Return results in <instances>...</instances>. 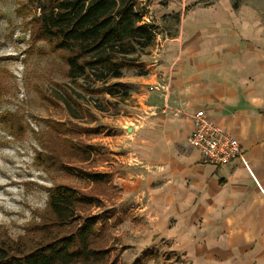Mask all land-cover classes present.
<instances>
[{
  "label": "crops",
  "instance_id": "crops-1",
  "mask_svg": "<svg viewBox=\"0 0 264 264\" xmlns=\"http://www.w3.org/2000/svg\"><path fill=\"white\" fill-rule=\"evenodd\" d=\"M149 2L155 38L127 81L136 92L115 156L127 173L118 203L136 209L117 212L119 223L137 211L151 248L169 240L191 264H264V0ZM201 109L238 140L247 167L205 163L189 145ZM127 250L139 253L131 264L143 251Z\"/></svg>",
  "mask_w": 264,
  "mask_h": 264
},
{
  "label": "rangeland",
  "instance_id": "rangeland-1",
  "mask_svg": "<svg viewBox=\"0 0 264 264\" xmlns=\"http://www.w3.org/2000/svg\"><path fill=\"white\" fill-rule=\"evenodd\" d=\"M44 1L0 0V234L12 239L24 235L32 222H38L46 207L48 191L54 184H69L82 190L92 186L74 170L67 173L55 167L46 169L36 159L37 154L44 153L48 146L58 148L55 153L61 152L57 140L65 136L63 129L66 127L79 132V136L73 137L74 142L95 144L97 149L88 163H77L70 158L68 164L66 156L62 157L63 162L69 167L108 172L112 183L117 185L100 194L103 207L92 206L85 213L98 217L101 211L112 206L117 212L130 206L136 209L135 205L118 203L123 195L119 179H126L127 173L124 169L116 170L120 167L115 156L123 149L118 148L124 146L125 149L127 144L117 137L123 134L121 117H129L130 103L136 92L127 81L143 73L141 63L148 59L152 46L136 64L123 70L122 78L109 81V84L123 83L126 96L90 93L86 90L90 88V81L69 80L67 65L59 54L47 43L36 41L30 32L29 23L34 15H38V6ZM143 2L136 0V4H143L138 6L142 13L150 3L149 0ZM71 100L79 105L81 114L73 108L75 105ZM73 113L82 118L77 119ZM129 121V118L123 120L122 124ZM57 123H63V126ZM83 128L90 132H83ZM49 134L53 138H49ZM136 213L134 218L128 214L117 225L111 221L105 232L104 241L112 249L111 259L115 264H131L138 256V252L127 250L132 242L142 246V254L151 253L146 264H191L186 253L169 250V240H159L151 248L145 235L148 221ZM132 226H140L141 231ZM132 230L141 235L134 238Z\"/></svg>",
  "mask_w": 264,
  "mask_h": 264
},
{
  "label": "trees",
  "instance_id": "trees-1",
  "mask_svg": "<svg viewBox=\"0 0 264 264\" xmlns=\"http://www.w3.org/2000/svg\"><path fill=\"white\" fill-rule=\"evenodd\" d=\"M38 9V15L29 23L30 32L36 41L47 43L59 54L67 65L69 80H89L90 88L86 90L93 94L127 95L123 83L109 81L122 78L123 70L147 54L156 32L144 21L136 0H45ZM71 102L81 114L79 105ZM73 116L82 118L77 113ZM62 124L57 123L60 127ZM63 130L65 136L57 140L61 152L55 153L58 148L48 146L44 153L37 154L38 163L46 169L55 167L67 173L74 170L92 186L82 190L54 184L38 222L29 224L24 235L12 239L0 234V264H115L112 249L104 241L110 222L119 223L115 207L104 209L98 217L85 213L89 207H103L100 194L115 187L107 173L69 167L70 158L77 163L90 162L97 147L74 142L79 132L67 127ZM49 138H53L51 134ZM63 156L68 158V164L63 162ZM150 254L143 253L132 264H146Z\"/></svg>",
  "mask_w": 264,
  "mask_h": 264
},
{
  "label": "built area",
  "instance_id": "built-area-1",
  "mask_svg": "<svg viewBox=\"0 0 264 264\" xmlns=\"http://www.w3.org/2000/svg\"><path fill=\"white\" fill-rule=\"evenodd\" d=\"M192 118L193 129L188 137V143L200 153L205 163L222 167L231 161L239 160L247 167L246 158L235 137L229 135L220 124L208 118L202 109Z\"/></svg>",
  "mask_w": 264,
  "mask_h": 264
},
{
  "label": "water",
  "instance_id": "water-1",
  "mask_svg": "<svg viewBox=\"0 0 264 264\" xmlns=\"http://www.w3.org/2000/svg\"><path fill=\"white\" fill-rule=\"evenodd\" d=\"M125 131L127 132V133H130L131 131H132V127L129 125V126H127L126 128H125Z\"/></svg>",
  "mask_w": 264,
  "mask_h": 264
}]
</instances>
